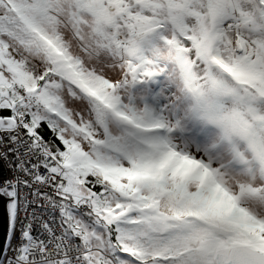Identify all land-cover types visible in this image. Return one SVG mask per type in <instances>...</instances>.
<instances>
[{
  "label": "snow or ice",
  "instance_id": "6c2138e0",
  "mask_svg": "<svg viewBox=\"0 0 264 264\" xmlns=\"http://www.w3.org/2000/svg\"><path fill=\"white\" fill-rule=\"evenodd\" d=\"M0 264H264V0H0Z\"/></svg>",
  "mask_w": 264,
  "mask_h": 264
}]
</instances>
